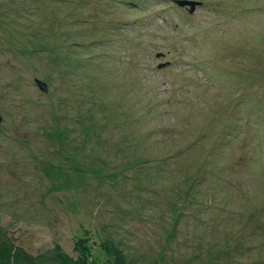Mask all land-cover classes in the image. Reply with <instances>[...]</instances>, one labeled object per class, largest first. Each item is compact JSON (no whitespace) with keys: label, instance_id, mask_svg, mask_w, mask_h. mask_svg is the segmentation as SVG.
Segmentation results:
<instances>
[{"label":"rangeland","instance_id":"obj_1","mask_svg":"<svg viewBox=\"0 0 264 264\" xmlns=\"http://www.w3.org/2000/svg\"><path fill=\"white\" fill-rule=\"evenodd\" d=\"M175 1L0 0L22 264H264V0Z\"/></svg>","mask_w":264,"mask_h":264},{"label":"trees","instance_id":"obj_2","mask_svg":"<svg viewBox=\"0 0 264 264\" xmlns=\"http://www.w3.org/2000/svg\"><path fill=\"white\" fill-rule=\"evenodd\" d=\"M82 250L81 252L84 253V255L77 252L78 257L76 259L68 257V260L72 262V264H78L80 262H83V264H93L91 261L88 262L85 258V254L90 253L91 250L87 248ZM23 261L26 263L29 261V257L24 250L17 247L11 239L0 233V264H22Z\"/></svg>","mask_w":264,"mask_h":264},{"label":"water","instance_id":"obj_3","mask_svg":"<svg viewBox=\"0 0 264 264\" xmlns=\"http://www.w3.org/2000/svg\"><path fill=\"white\" fill-rule=\"evenodd\" d=\"M175 3H176L178 6H180L181 8H186V6L191 7L190 10H189V13H190V14H192V13L194 12V10H195V6H196V5H199V2H194V1H184V0H182V1H178V0H176ZM38 84L40 85V87H41L42 90H45V86H44V85L40 84L39 82H38Z\"/></svg>","mask_w":264,"mask_h":264},{"label":"bare ground","instance_id":"obj_4","mask_svg":"<svg viewBox=\"0 0 264 264\" xmlns=\"http://www.w3.org/2000/svg\"><path fill=\"white\" fill-rule=\"evenodd\" d=\"M205 128V127H204Z\"/></svg>","mask_w":264,"mask_h":264}]
</instances>
